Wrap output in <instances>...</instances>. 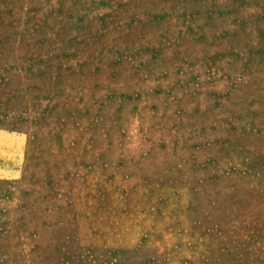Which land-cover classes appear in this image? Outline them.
I'll return each instance as SVG.
<instances>
[{"label":"rangeland","instance_id":"obj_1","mask_svg":"<svg viewBox=\"0 0 264 264\" xmlns=\"http://www.w3.org/2000/svg\"><path fill=\"white\" fill-rule=\"evenodd\" d=\"M0 264H264V0H0Z\"/></svg>","mask_w":264,"mask_h":264}]
</instances>
